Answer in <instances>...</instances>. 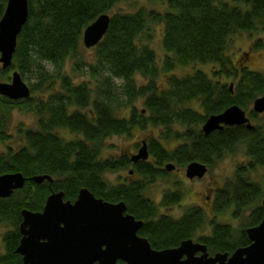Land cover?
Instances as JSON below:
<instances>
[{
	"label": "trees",
	"instance_id": "1",
	"mask_svg": "<svg viewBox=\"0 0 264 264\" xmlns=\"http://www.w3.org/2000/svg\"><path fill=\"white\" fill-rule=\"evenodd\" d=\"M125 1L129 0H28V21L18 36L12 66L0 70V83L9 82V71L36 82L28 83V99L0 96V142L9 138L13 110L34 113L38 121L36 129L18 133L23 146L0 154V175L21 173L26 178L23 189L0 198V227L9 228L2 236L0 264H24L15 253L21 240V212H42L53 192H64V200L73 202L85 187L98 199L124 202L127 212L144 223L140 236L156 250L177 248L209 226L210 235L198 241L211 256L231 255L250 245L246 229L264 219V119L260 121L264 114L247 112L252 129L224 127L209 135L200 129L210 116L234 105L247 110L264 95V73L237 68L227 55L234 36L264 33V0H154L165 2L167 11L113 14L104 38L93 47L94 63H85L81 56L84 30ZM6 2L0 0V20ZM159 24L164 27L165 51L160 63L156 52L142 41L145 35L150 38L149 26ZM253 45L264 49V40ZM67 61L74 77L64 73ZM191 64L213 65L216 70L212 77L201 70L175 74ZM137 76L143 83L138 84ZM83 77L88 81H76ZM225 79L234 82L228 84ZM139 100L141 110L135 106ZM176 127L182 129L176 131ZM148 128L160 129L163 141L182 144L168 150L158 140H143L149 158L137 163L124 154L102 158L107 139L129 137L134 130ZM59 130L76 138L67 141ZM239 148H244L249 162L239 166L234 180L215 190L212 199L215 216L231 211L236 220L246 217L239 228L214 220L208 223L199 207L187 210L178 220L158 215V208L144 194L148 183L168 175L169 163L186 168L200 162L209 169ZM130 167L142 180L112 186L104 177ZM257 168L263 170L259 182L249 175ZM37 176H50L52 183H36ZM180 199L179 191L167 192L163 203L170 206Z\"/></svg>",
	"mask_w": 264,
	"mask_h": 264
},
{
	"label": "water",
	"instance_id": "2",
	"mask_svg": "<svg viewBox=\"0 0 264 264\" xmlns=\"http://www.w3.org/2000/svg\"><path fill=\"white\" fill-rule=\"evenodd\" d=\"M29 17L28 0H7L0 20V64L10 68L17 48V40ZM110 16L103 14L83 33L82 43L91 49L104 38L110 24ZM233 86H230L232 90ZM0 96L10 100L28 99L29 86L14 71L8 83H0ZM253 112L264 113V95L253 102ZM253 125L245 110L231 106L223 113L210 116L201 126L205 135L224 127ZM149 152L142 141L133 163L146 161ZM176 169L173 163L165 166L167 172ZM208 172L205 164L192 162L185 168L189 180L203 179ZM36 183L47 181L50 176L33 178ZM26 178L21 173L0 175V198H9L23 189ZM264 207V198L262 200ZM19 226L21 240L15 253L24 264H264V219L256 227L246 229L250 245L238 248L231 255L217 253L210 256L207 247L184 240L177 248L153 249L145 237L138 236L143 226L127 213L124 202L109 203L98 199L87 188L79 190L75 201H65L64 192L48 196L42 212L23 210ZM199 253V256L196 254Z\"/></svg>",
	"mask_w": 264,
	"mask_h": 264
},
{
	"label": "rangeland",
	"instance_id": "3",
	"mask_svg": "<svg viewBox=\"0 0 264 264\" xmlns=\"http://www.w3.org/2000/svg\"><path fill=\"white\" fill-rule=\"evenodd\" d=\"M139 9H146L149 11L165 12L167 11V5L163 1L154 0H129L117 4L110 12L109 16L116 13H134ZM164 27L162 24L151 25L148 28V35L150 38L147 40V35L143 36L142 41L148 44L157 55L158 63L161 62L165 55V51L162 47ZM257 40H264L263 34H247L241 33L232 38L231 44L228 48L227 55L231 58L233 64L237 68H245L250 71L264 73V49L255 48L254 43ZM82 60L87 64H92L95 61V49H87L84 46L81 49ZM14 57V56H13ZM52 70L51 66L47 67ZM3 68L0 64V70ZM204 71L210 77L215 72L216 68L213 65H201L191 64L185 67H180L175 71L178 76H185L193 73L194 71ZM14 72V71H13ZM12 72V73H13ZM11 71L8 72L9 82L11 80ZM64 73L74 77L72 72V65L70 61H67L64 65ZM23 79V78H22ZM88 78H77L76 81L80 82ZM23 81L28 83H35L36 79L32 77H25ZM138 84L143 83L142 78L136 77ZM230 84L234 82L232 79L224 80ZM164 82L162 77L158 84L161 85ZM8 83V82H4ZM35 95H39L36 93ZM136 108L141 110V100L136 103ZM252 110V105L245 110L246 112ZM264 119V115L261 116L260 121ZM37 117L34 113H28L15 109L11 113L10 127L7 132L9 138L4 142H0V154H4L8 148L18 150L23 146L20 133L21 129H36ZM181 127H176L174 130L180 131ZM201 129V128H200ZM59 135L67 141L75 139L76 136L69 133L66 130H59ZM161 130L157 128H148L146 130H134L129 137H113L107 139L104 142V149L102 150V158H117L119 155L124 154L127 156L136 155L141 147L143 140L155 139L158 140L162 146L168 150H173L179 146L180 142L177 140L163 141L161 139ZM131 158V157H130ZM150 162V159L148 160ZM249 162V159L245 155L244 148H239L238 151L231 156L224 157L220 161L214 163L209 168L208 173L203 179L188 180L185 177V168H177V170L169 172L167 176L156 179L155 181L148 183L145 189V196L150 199L158 208V215L168 216L174 220L181 218L185 212L191 208L200 207L203 209L206 220L215 221L216 223L231 224L234 228H239L243 223L245 224V216L236 220L232 216V212L228 211L222 215L215 216L212 208V199L214 192L217 189L224 187L227 182L234 180L236 170L239 166H245ZM132 168L125 170H119L114 173L105 174L106 181L116 186L123 183H130L137 180H142L139 176L130 174ZM263 170L257 168L255 171L249 173L251 180L259 182ZM85 188V187H83ZM82 189V188H81ZM179 191L181 199L178 203L167 206L164 205L163 199L165 193H174ZM9 230L5 225L0 227V255L4 253V245L2 242V236ZM210 235V227H206L198 233L197 236Z\"/></svg>",
	"mask_w": 264,
	"mask_h": 264
},
{
	"label": "flooded vegetation",
	"instance_id": "4",
	"mask_svg": "<svg viewBox=\"0 0 264 264\" xmlns=\"http://www.w3.org/2000/svg\"><path fill=\"white\" fill-rule=\"evenodd\" d=\"M134 173V171H133V169L131 170V173L130 174H133ZM53 180V179H52ZM193 180H195V179H193ZM57 193V192H56ZM65 196V195H64ZM170 206H172V205H170ZM200 208V207H199ZM128 213V212H127ZM128 214H130V213H128ZM131 215V214H130ZM133 216V215H132ZM164 216V215H163ZM180 219V218H179ZM176 220H178V219H176ZM139 221V220H138ZM200 232V231H199ZM198 232V233H199ZM198 233L196 234V236L194 237V238H192V240L195 242V243H200L199 241H198V239L200 238V236H197L198 235ZM138 236H140V234H139V231H138ZM140 237H142V236H140ZM200 254L199 253H197L196 254V256H199ZM117 264H124L123 262H118Z\"/></svg>",
	"mask_w": 264,
	"mask_h": 264
}]
</instances>
